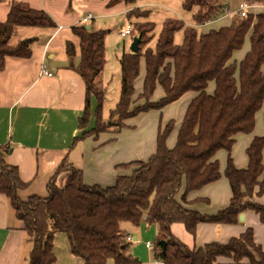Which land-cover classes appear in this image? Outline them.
Segmentation results:
<instances>
[{
  "label": "trees",
  "instance_id": "16d2710c",
  "mask_svg": "<svg viewBox=\"0 0 264 264\" xmlns=\"http://www.w3.org/2000/svg\"><path fill=\"white\" fill-rule=\"evenodd\" d=\"M135 4L137 0H125ZM229 0H183L184 10L191 12L195 26L182 20L167 18L156 37V24L148 20L150 11L133 8L127 13L134 24L133 36L141 38L140 53H128L120 59V99L111 111L109 123L103 121V104L106 93L100 78L106 65V37L108 31L73 28L81 39V57L74 65V47L67 43V53L73 67L85 80L87 104L79 127L87 129L90 123V100L98 101L97 130L84 131L82 138L98 134L141 112L163 109L178 101L188 92L198 95L189 105L173 149L167 139L173 130L171 121L157 136L156 153L147 161H135L124 167L134 170L129 176H120L115 185L102 188L87 186L83 171L64 160L48 184L46 198L32 196L27 201L19 198L24 183L16 167L8 166L7 147L0 148V194L11 199L17 219L22 222L27 240L31 243L26 264H55L54 240L57 233L67 235L71 254L85 264H140L133 256L123 225L135 227L146 223L157 226L153 255L163 264H217L220 257L229 258L232 264H264V250L254 239L249 227L239 237L227 244L209 243L190 247L172 232L174 224H182L188 233L196 236L200 223L237 224L245 211L253 210L264 221V204L253 200L264 195L263 149L264 137H257L247 150L249 166L238 169L229 158L225 172L232 190L228 208L214 215H205L185 207L177 196L185 183V195L218 181L221 178L216 154L231 151L235 137L255 129L257 112L264 102V13L241 16L236 13L230 26L209 33L199 27L218 19L228 11ZM248 6L263 5L264 0H245ZM133 18H147L137 22ZM52 24L43 11L13 5L8 18L0 23V71L5 68L7 57L28 58L34 38L21 41L16 47L9 45L11 37L20 26ZM183 32V42L175 41ZM250 36L251 51L239 66L230 63L233 54L242 49ZM156 40L155 47L149 43ZM146 47V48H145ZM141 58H145L147 73L143 93L138 100L145 104L131 110L135 94V81L140 74ZM216 83L213 95L207 93L211 82ZM164 90V97L151 102L157 86ZM120 119V124L113 118ZM81 138H76L75 145ZM259 189L256 192V189ZM197 201L208 202V199ZM162 241L167 244L164 252Z\"/></svg>",
  "mask_w": 264,
  "mask_h": 264
},
{
  "label": "crops",
  "instance_id": "0c3cea01",
  "mask_svg": "<svg viewBox=\"0 0 264 264\" xmlns=\"http://www.w3.org/2000/svg\"><path fill=\"white\" fill-rule=\"evenodd\" d=\"M227 3L228 11L225 15L200 26L201 33L206 34L211 30L230 26L235 14L241 11L250 13L255 10L254 15L264 13L263 5L250 7L245 0H229ZM16 4L26 9L43 11L53 22L45 23L43 26L18 27L9 45L16 47L21 41L34 38L31 56L7 57L5 68L0 71V148L9 149L5 156L6 164L16 167L21 180L28 185L25 189L19 190V198L23 201H27L32 196L46 198L48 184L64 160H68L75 168L83 171L87 186L107 188L115 185L118 177L126 176L134 169L127 170L124 165L135 161L145 162L156 153L157 138L144 151H134L129 154L117 146L106 143L105 132L92 133L82 138L85 130L92 132L95 128V116L92 117L87 129L79 127V120L84 116L87 104V90L84 78L71 67L67 43L73 44L75 51L73 62L74 65H78L81 57V39L75 35L73 28L90 26V30L93 31L108 30L113 21L122 17H125L127 23H131L127 13L133 7L139 6L128 4L125 0H0V23L7 20L11 8ZM89 15L93 18L85 21ZM189 26H195V23ZM250 51L251 41L248 36L244 47L236 51L230 61L238 65L237 79L240 63ZM142 60L143 58L141 62ZM140 64V72H142L143 64ZM43 69L52 75H46ZM145 75L146 70L143 82L137 84V90L135 88L133 99L143 93ZM103 85L107 88L104 83ZM156 90L160 97H164L165 93L160 85ZM215 90L216 83L213 81L209 84L207 93L213 95ZM197 95L196 92H188L175 101L177 102L175 106L178 104L182 106V116L178 119L180 124H183L187 109ZM96 106L97 100L92 95L90 100L92 114ZM118 129L114 127L110 131L120 133L122 129ZM257 137H264V102L256 114L253 132L236 135L231 151L221 150L216 154L215 160L219 162L221 178L200 190L188 193L186 202L182 199L186 188L184 183L177 199L185 207L205 215H214L228 208L232 198L229 180L225 175L229 158H232L238 169H247L249 166L247 150ZM76 138L81 139L73 145ZM262 163L264 166V149ZM263 179L264 175L259 181ZM199 199L209 201H197ZM258 201L264 204V195ZM243 215L244 221L239 220L237 224L200 223L195 237L188 233L182 224H174L172 232L188 246L199 248L209 243L227 244L233 237H239L251 227L256 243L264 250V221L261 220L260 214L248 210ZM147 227L152 228L149 234L144 232ZM23 228L22 222L16 217L11 199L0 194V264L27 263L31 243L28 242ZM123 228L127 236L140 230V236L147 239L143 249L132 251L140 264H163L154 258L153 246H147V242H152V245L154 243L155 233L157 234L156 225L148 226L143 223L135 227L126 223ZM138 238L133 236L132 242L139 243ZM54 253L55 264H85L82 259L71 254L69 240L64 233L56 234ZM108 264L115 262L110 260ZM217 264H232V261L220 257Z\"/></svg>",
  "mask_w": 264,
  "mask_h": 264
},
{
  "label": "rangeland",
  "instance_id": "374dc122",
  "mask_svg": "<svg viewBox=\"0 0 264 264\" xmlns=\"http://www.w3.org/2000/svg\"><path fill=\"white\" fill-rule=\"evenodd\" d=\"M183 0H138L135 6H139L138 8L142 10L150 11L149 21L156 23V37H158L160 33V29L166 18H176L182 20L186 25L194 24L192 13L184 10L182 6ZM134 8V7H133ZM255 10L251 11L250 14H255ZM230 18V17H228ZM133 20L137 22H145L147 18H133ZM130 21V20H129ZM131 22V21H130ZM132 24V23H131ZM128 26L125 17H122L120 20H115L112 22L110 28L106 31L108 35L106 37V65L105 69L102 72L100 81L105 84L104 92L106 93L105 102L103 104V122L109 123L111 118V111L114 109L120 99V87H121V66L120 59L130 52V46L134 37H127L125 39L121 38L120 32L123 31ZM134 30V24H132ZM203 31V30H201ZM176 43L182 44L183 42V32H178L176 35ZM156 40H153L149 43V47H155ZM244 47V46H243ZM146 48V47H145ZM145 58L142 60V68L143 71L140 72V76L136 79V90L137 84L139 82H143V75L146 70V61ZM146 77V75H145ZM145 80V79H144ZM120 82V83H119ZM211 88V87H210ZM210 91V89H209ZM141 95V94H140ZM140 95L133 99V103L131 105V110L134 111L138 106L145 104V100L143 102H138L137 100ZM163 97L158 95V91L152 96L151 102L157 103ZM97 100V99H96ZM177 102L171 103L164 107L163 109H151L145 112H141L136 116L128 118V120L124 121V126L119 128L122 129L120 133L112 132L111 129L103 131L105 132V140L106 143L111 144L112 146H117L120 149H123L124 152L128 154L134 151H144L147 147H149L152 142H154L158 136L160 130H164L166 126L173 121L174 127L172 132L170 133L167 139V146L170 149H173L177 144L178 131L182 124L178 121L181 119V109L182 106L180 104L176 105ZM98 109V101L97 106L95 107L93 114L90 112V121L93 116H95V128L92 131L97 130V120L96 113ZM145 113V114H142ZM113 122L120 124V119L117 117L113 118ZM118 128V126H115ZM168 144H172L170 147ZM154 155V154H153ZM151 155L148 160L153 156ZM147 160V161H148ZM145 161V162H147ZM127 170L133 169L132 167H126ZM134 170V169H133ZM132 170V171H133ZM131 171V173H132ZM130 173V174H131ZM128 174L127 176H129ZM259 189H256V192ZM183 198V197H182ZM253 200H259L254 198ZM187 201V199H186ZM259 202V201H258ZM151 227H147L144 229V232L149 234ZM140 231V230H139ZM134 233L131 236H138L139 243H131L130 250L136 251L144 248V243L147 239L143 236H140V233ZM157 234L155 233V237L153 242L156 241ZM136 249V250H135Z\"/></svg>",
  "mask_w": 264,
  "mask_h": 264
},
{
  "label": "built area",
  "instance_id": "2783aa9c",
  "mask_svg": "<svg viewBox=\"0 0 264 264\" xmlns=\"http://www.w3.org/2000/svg\"><path fill=\"white\" fill-rule=\"evenodd\" d=\"M241 16H246V12H245V11H242V12H241ZM92 18H93V16H92V15H89V16L85 19V21L90 20V19H92ZM120 35H121L122 38H126V37H134V36H133V26H132V24H131V23H128V26H127L123 31H121ZM43 73H45V74L48 75V76H51V75H52L51 73L47 72V71L44 70V69H43ZM127 241H133V237L128 235V236H127ZM147 246H148V247H152V246H153V245H152V242H147Z\"/></svg>",
  "mask_w": 264,
  "mask_h": 264
},
{
  "label": "water",
  "instance_id": "95a60500",
  "mask_svg": "<svg viewBox=\"0 0 264 264\" xmlns=\"http://www.w3.org/2000/svg\"><path fill=\"white\" fill-rule=\"evenodd\" d=\"M85 28L87 30L91 29L90 26H86ZM140 42H141V38L139 36H135L133 38V41H132L131 46H130V52L131 53H135V54L140 53ZM239 219H240V221H244V215L241 214ZM161 244H162L164 252H165L167 249V244L165 241H162Z\"/></svg>",
  "mask_w": 264,
  "mask_h": 264
}]
</instances>
